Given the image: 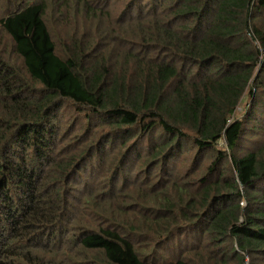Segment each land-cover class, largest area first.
<instances>
[{"label":"trees","instance_id":"trees-1","mask_svg":"<svg viewBox=\"0 0 264 264\" xmlns=\"http://www.w3.org/2000/svg\"><path fill=\"white\" fill-rule=\"evenodd\" d=\"M0 264H264V0H0Z\"/></svg>","mask_w":264,"mask_h":264},{"label":"rangeland","instance_id":"rangeland-1","mask_svg":"<svg viewBox=\"0 0 264 264\" xmlns=\"http://www.w3.org/2000/svg\"><path fill=\"white\" fill-rule=\"evenodd\" d=\"M131 187H133V186H130L129 188H131ZM140 213V212H139ZM248 261V260H247Z\"/></svg>","mask_w":264,"mask_h":264}]
</instances>
